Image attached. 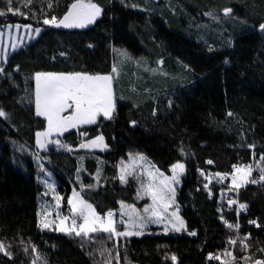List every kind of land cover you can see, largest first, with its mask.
<instances>
[{"label":"trees","instance_id":"16d2710c","mask_svg":"<svg viewBox=\"0 0 264 264\" xmlns=\"http://www.w3.org/2000/svg\"><path fill=\"white\" fill-rule=\"evenodd\" d=\"M73 2L11 0L9 5L0 0L5 13L0 26L44 28L36 41L0 63V110L6 113L0 116V242L11 253L0 252V264H32L37 253L47 264H223L234 239L226 222L239 223L242 235L251 234L249 248L238 245L235 255L264 260V184L241 190L249 213L240 219L235 213L223 216L205 187L210 172L226 174L234 165H253L260 176L264 166V0H92L104 11L87 28L43 24L45 18H62ZM226 7L241 19L237 28L225 21L219 28L213 25L211 14L222 18ZM115 48L159 73L141 68L136 75L129 73L128 104L118 101L112 119L100 118L61 138L77 148L81 133L103 135L108 150L59 152L51 146L38 152L36 133L45 130L46 120L35 114V73L108 75L115 66ZM133 149L166 173L177 162L186 165L177 203L196 235L109 238L101 232L81 239L40 230L37 198L44 186L37 179V160L58 178L64 209L77 187L104 216L121 202L139 208L147 203L139 198L137 182L119 181V168ZM100 162L103 173L97 181ZM81 164L85 171L80 174ZM249 220H256L258 228L248 226ZM102 249L110 250L111 257L107 252L102 257ZM218 252L222 261L209 259Z\"/></svg>","mask_w":264,"mask_h":264},{"label":"snow or ice","instance_id":"6c2138e0","mask_svg":"<svg viewBox=\"0 0 264 264\" xmlns=\"http://www.w3.org/2000/svg\"><path fill=\"white\" fill-rule=\"evenodd\" d=\"M9 5L11 0H8ZM52 7L51 4L48 5ZM135 7V5H133ZM8 11H12L9 7ZM103 8L92 2V0H74L68 7L66 13L62 18L52 16L51 18H45L43 24L56 28H87L89 25L95 24L97 19L103 14ZM224 14L228 15L233 12V9L226 7L223 9ZM0 15H5L3 11H0ZM210 15V13H209ZM17 31L20 29V25L14 26ZM25 28L30 29L31 25H25ZM264 29V24L260 26ZM40 28L35 29V34L39 35ZM31 39V37H29ZM16 45H13L15 49ZM211 51V49H210ZM127 56V53H122ZM0 72L3 69L0 68ZM117 69L113 67V73H116ZM35 79V114L39 117H44L47 121V128L43 132L36 133V143L39 147L45 148L49 143H54L57 147L65 148L67 151H72V148L68 145L62 144L58 139L55 141L50 140L53 134L63 135L64 132L71 128H77L79 125L95 124L97 119L101 116L107 119L113 118V113L116 110V97L113 91L112 75H99L88 74L83 72L74 73H56V72H37L34 76ZM171 106V101L168 102ZM67 113V114H66ZM231 115V113H229ZM0 116L6 117V113L0 110ZM135 122H133L134 124ZM106 148L103 135L97 136L95 139L88 143H81L80 148ZM250 147H252L250 145ZM261 161H264V155L260 157ZM211 164L212 161H207ZM154 165L147 161V158L143 154H130V160L127 163L122 164L120 168L119 179L122 183H127L128 177H132L140 181V189H138V195L140 198L143 196H149L152 200L150 206H146L141 214L134 207L125 206L121 202L122 209L130 208L129 211L121 212V220L119 223L126 226L124 231H119L116 227L117 222L113 219L114 213L109 211L106 215L102 216L97 213L92 204L88 203L83 196L73 191L72 197L68 200L70 205L71 223L66 226V221L70 217L65 216L59 220L58 230L65 232L69 235L73 233L81 239L89 237L92 233H106L109 238L111 237H128L139 236L144 234V229L148 224H163L164 232L169 231L180 232L185 228L184 220L178 215V211L170 212L169 209L175 204V185L179 184L180 176L185 171V165L177 162L172 165V175L165 176L159 172L158 169H154ZM137 168H143L147 175V181L145 182L141 176H137ZM234 173L231 174L232 188L236 189L244 185L251 177L252 166H238L234 165ZM260 176L259 180L264 181V166L259 168ZM220 180L227 177L228 174H215ZM97 181H99V173L97 174ZM251 183H257L258 181L252 179ZM49 187H54L49 185ZM89 188L95 187V185H88ZM207 187V185H205ZM60 197H56L57 207H59ZM228 203L235 204V200H229ZM245 204H240V208H245ZM50 213H45L44 218L41 219L40 224L43 228H51L56 223L55 220H48L46 217ZM59 215V213H57ZM127 217L125 220L124 217ZM82 220V223H77V220ZM255 223V221H252ZM228 227H235L238 229V225L229 224ZM190 235H196L195 232L189 233ZM244 239H248L245 237ZM229 243L235 245L236 239H230ZM243 243V241H241ZM248 245H244L247 247ZM25 251H28L25 248ZM33 251H36L33 245ZM0 252L5 255H11L5 245L0 242ZM105 252L111 257V251L108 249L100 250V255L103 257ZM94 255V253H90ZM226 256L230 257L229 261L223 262V264H235L236 258L231 252H226ZM119 259V254L115 257ZM173 261L176 260V256L171 257ZM209 259H220V257H214L209 254ZM245 264L251 260V257H245ZM32 264H47V261L42 259L37 253V256L33 259ZM255 264H264V260H256Z\"/></svg>","mask_w":264,"mask_h":264},{"label":"rangeland","instance_id":"374dc122","mask_svg":"<svg viewBox=\"0 0 264 264\" xmlns=\"http://www.w3.org/2000/svg\"><path fill=\"white\" fill-rule=\"evenodd\" d=\"M210 19H211V21H213V25L215 24L217 28H219L221 23L225 21V22L230 23V25L233 27V29L237 28V22L241 20L239 17L234 16L232 14H228V15L224 14V16L222 18H218L217 14H211ZM15 25H20L19 31H17V29L14 27ZM25 25H30V24L18 23V24H8V25L0 26V63H2V62L6 63L8 58L12 54H14L16 51L22 49L23 47L29 45L30 43L36 41L38 39V37L44 31V28H41V27H34L31 25L32 27L30 29H28V28L24 27ZM36 28L41 29V32L39 35L35 34ZM29 37H31V39H29ZM13 45H16L15 49L13 48ZM114 53H115V59H116L114 67L117 69V72L113 73V71H112V73L108 74V75L113 76L112 86H113V91H114V94L116 97V109H117L118 101L121 103H127V104L129 103V101H128L129 98L127 97L128 89H126V80H128L129 73H131V74L133 73V75L134 74L136 75L137 72H135V71L137 69L141 68L144 72H147L148 74L155 76L159 73V70H153V69L148 70V69H146L148 67L144 64H143L144 67H141V65H140L141 63L139 60L132 58L131 56H129V54L126 51H124L122 49H116L115 48ZM122 53H127V56L123 55ZM33 79H34V77H33ZM138 79H139V77H138ZM34 84H35V79H34ZM34 101H35V88H34V100H33V104H34V108H35ZM115 112H116V110H115ZM114 113H113V115H114ZM41 118L45 119L44 117H41ZM100 118H104V117L103 116L99 117L95 124H84V125L77 126V128H71L68 131L64 132L63 135L53 134L50 137V140H52V141H55L57 139L60 140L67 133H70L72 131H80L84 128L94 126L98 123ZM105 119H107V118H105ZM46 128H47V121H46ZM46 128H45V130H46ZM45 130H43V131H45ZM43 131H41V132H43ZM97 136H99V135H97ZM97 136L90 138L88 134L81 133L80 144L81 143H88L91 140L95 139ZM104 143L107 145L105 138H104ZM80 144H79V147L73 148V149L79 150V151H85V152H98V153L105 152L108 150V145L106 148H101V147L80 148ZM50 145H54V143H49L45 148H41L37 145V149H38L37 151L43 152V151L47 150V148H49ZM130 154H132V155L143 154L147 158V161L155 166L153 171H155V169H158L159 172L163 173L165 176H171L172 175V166L170 168V172L166 173V172L160 170L146 154L141 153V152L134 150V149L129 151L128 158L126 160H124L122 162V164L127 163L130 160ZM37 163L40 165V169L38 170V174H37L38 175L37 179H38L39 183L44 186L43 193L39 194L38 198H37V217H38L39 228L41 231L52 230V231H56L57 233L69 235L65 232H60L58 230V225H59V220L65 216L70 217V219L65 222L66 226H68L71 223V215L72 214L70 213V205L68 204L67 208L64 209L63 199H62L61 194L59 193V181H58V178L55 176V174L50 169L46 168L44 166L43 162H40L37 160ZM180 163H182V162H180ZM122 164H121V166H122ZM121 166H120V168H121ZM120 168H119V172H118V177L120 175ZM84 171H85L84 166L81 164L79 166L78 173L81 174ZM186 171L187 170H186V165H185V171L180 176L179 184L174 186L175 187V204L172 206V208L169 209L170 212L178 211V215L183 220H184V218L181 216L180 208H179L178 203H177V193H178V189L182 186L183 179L186 176ZM98 173H99V177L103 173V163L102 162L99 163V168H98V171L95 175V179H97ZM136 175L141 176L145 182L147 181V175H146V172L144 171L143 168H137ZM119 181H120V179H119ZM130 181L137 182V184L139 185V189H140V181H138L137 179H134L132 177H128L127 183H129ZM247 182L248 181H246L244 183V185H246ZM127 183H122V184H127ZM49 185H53L54 187H49ZM74 190L79 192L82 195L81 191L77 187H74L73 191ZM56 197L61 198L59 200V207H57ZM71 197H72V194H71ZM83 198L88 203L92 204L84 196H83ZM139 198H140V196H139ZM140 200H147V203L143 206V208L131 206V205H128L125 203H123V205L134 207L141 214H144L143 209L146 206H150L152 204V200L149 196H146V195L143 196V198H140ZM93 207H94V205H93ZM129 210H130V208H127V207L122 209V206L120 205L119 209L111 211L114 213L113 219L117 222L116 227L119 231H124L126 228L125 225L119 223V221L121 220V212L122 211H129ZM45 213H50V215H48L46 217L48 220H55L56 221V223L53 224L51 228H43L40 224V221L42 218H44ZM57 213H59V215H57ZM124 219L126 220L127 217L125 216ZM184 222H185V228L182 229L180 232L169 231V232L165 233L164 229H163V224H148L147 227L144 229L143 235L128 236V237L129 238H141L144 236H151V235H172V236L193 237V235L189 234V233H191V231L188 230L187 223L185 220H184ZM226 252H230V249L224 251V253H226ZM222 258L227 260L228 256L223 254ZM219 260L222 261L221 258Z\"/></svg>","mask_w":264,"mask_h":264},{"label":"built area","instance_id":"2783aa9c","mask_svg":"<svg viewBox=\"0 0 264 264\" xmlns=\"http://www.w3.org/2000/svg\"><path fill=\"white\" fill-rule=\"evenodd\" d=\"M62 144L66 145L64 141L61 142ZM56 151H63L65 148H60L57 147V145L54 147ZM252 166V173L251 177H249L247 186H262L264 184V181L259 180V176L255 175V169L253 165ZM235 169L232 168L231 172L226 173L228 174L227 177L223 180H220L219 177H217L213 172L208 173L207 175V194L210 198H214L217 201L218 207H219V212L223 215L226 216L230 213H235L238 219L244 215H248L249 209L246 206L245 208H240V204H243L240 199V192L242 190V187L233 189L232 188V180H231V174L234 173ZM252 179L257 180V183H251L250 181ZM235 200V204H229V200ZM252 221H255V223H252ZM248 226L258 228V222L256 220H249ZM77 223H82V220L78 219ZM238 225V229L235 227H228V225ZM227 228L234 233V239L237 240V243L235 245H231L232 249H230V252L232 253L233 256H235L236 261L238 264H245V257H251L249 254H244L242 257H237L234 253V249L240 245L243 249H248L249 246L244 247V245H248L247 240L251 238V234L247 232L245 235H242L241 232L243 228L240 226L239 223H229L226 222ZM245 237H248V239H244ZM243 241V243H241ZM221 252H218L216 254H212L214 257H220L221 258ZM218 260V259H214ZM221 261V260H218ZM248 264H255L254 261L250 260L248 261Z\"/></svg>","mask_w":264,"mask_h":264},{"label":"water","instance_id":"95a60500","mask_svg":"<svg viewBox=\"0 0 264 264\" xmlns=\"http://www.w3.org/2000/svg\"><path fill=\"white\" fill-rule=\"evenodd\" d=\"M54 28H56V27H54ZM59 29H63V27H60Z\"/></svg>","mask_w":264,"mask_h":264}]
</instances>
